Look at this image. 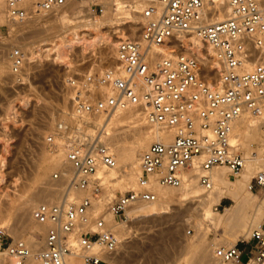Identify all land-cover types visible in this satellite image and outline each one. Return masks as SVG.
I'll return each instance as SVG.
<instances>
[{"label": "built area", "instance_id": "obj_1", "mask_svg": "<svg viewBox=\"0 0 264 264\" xmlns=\"http://www.w3.org/2000/svg\"><path fill=\"white\" fill-rule=\"evenodd\" d=\"M3 1L7 18L20 23L70 0ZM135 1L142 6L140 33L118 40L116 64L63 81L74 118L59 120L45 136L51 150L63 147V167L51 179H62L65 187L59 200L38 203L31 212L33 220L45 227L37 252L40 264H68L71 255L80 256L82 264H118L119 242L104 212L120 216L137 203L154 201L155 185L180 186L190 168L197 169L198 182L205 187L211 184L207 171L212 167L226 166L230 174L239 173L245 158L240 145L229 142L234 122L245 113L255 117L264 113V0ZM91 11L102 15V5L92 3ZM220 12L224 17L219 19ZM186 36L208 44L217 66L201 62L191 52L164 55L151 49L164 42L182 48L181 38ZM10 57L11 72L18 74L23 63L20 49L14 48ZM128 105L138 107L162 135L140 155L136 187L106 196V186L95 172L115 167L117 161L100 130H89L90 119L107 117ZM261 160L251 190L264 191V151ZM100 202L103 207L96 210ZM8 237L0 225V251L14 257L15 264H25L31 249L22 240L8 242ZM244 249L248 262L264 264V221L252 229L250 241L215 246L212 260L243 264Z\"/></svg>", "mask_w": 264, "mask_h": 264}, {"label": "bare ground", "instance_id": "obj_2", "mask_svg": "<svg viewBox=\"0 0 264 264\" xmlns=\"http://www.w3.org/2000/svg\"><path fill=\"white\" fill-rule=\"evenodd\" d=\"M96 1H99L103 8V15L99 18L91 11V5ZM210 1L220 2L222 0ZM59 8L61 10L58 11ZM114 8L117 10L116 13H113ZM141 10L142 6L135 0H70L63 6L46 12H40L41 14L58 12L59 15L55 18V22L46 28L54 29L53 31L50 30L52 35H54L51 38L44 36L37 43H34L36 46L27 48V55L22 54L23 60L27 59L28 61L29 59V61H32L34 58L45 56L44 58L49 57L56 65H67L71 57L70 53H72L71 51L76 46H80L83 51L88 48H93L99 43L104 44L110 52H114L118 40L127 37L125 31L130 36H134L139 32L141 28L140 21L142 20ZM45 17L46 15H41L39 20L45 21ZM222 17H224V14L220 12L218 18L220 19ZM0 20H7V24L15 23L7 18L3 0H0ZM47 36L49 35L47 34ZM181 45L182 48H178L175 44L164 42L163 44L153 45L151 49L154 52L164 55L178 50L191 52L201 62L208 63L213 67L217 66V61L211 47L199 38L194 36L183 37L181 38ZM9 61H11L10 54L8 58L2 56V61L0 62V77L2 75L4 77L5 75H9L8 70H5V65H8ZM22 66L23 63L18 74L12 73L10 66L11 75L13 77H19L22 73ZM99 70L100 67H98L97 71ZM100 71H103V69ZM215 86H219V83L216 82ZM104 90L108 94L112 92L110 88H105ZM139 111L138 107L131 105L123 108L118 107L107 117H94L95 122L90 124L92 129L98 128L100 130L101 140L112 150L117 161L115 167H100L95 172V176L100 178L106 186V196H110L109 188L111 184L120 187L125 186L127 188L136 187L137 178L140 174L138 167L140 155L152 141L161 139V130L156 126L148 124ZM72 115L71 118H74ZM261 117L250 116V114L245 113L233 125L229 139L230 144L233 146L240 145L242 149L247 150V153L244 155V165L240 170V172L243 171L242 175L231 177L229 171L226 170L228 167L215 166L207 171L211 184L209 187H205L198 182L197 169L190 168L185 172L184 182L180 186L168 187L155 185L153 187L156 193V199L154 201L137 203L126 209L124 214L120 216H115L109 211H105L104 218L110 224L118 242L121 243L123 237L128 232H131L128 225L131 216L140 214L137 215L140 218V216L151 217L162 213L165 214L171 208L172 204L192 200L194 202L192 203L196 205L195 211H198V222L205 223L208 219L207 216L212 213V206L218 205L223 198H228L232 202V205L225 208L222 213L215 214L213 222L216 227L225 226L229 229L228 238L216 239L215 242L211 243L201 240L196 244L187 246V251H191L194 255H199L201 262L204 264H214L212 252L215 246L235 244L237 241H235L234 236L237 233H240L243 237L248 238V240L246 239L247 241H250L252 229L264 221V201H257V197L249 188L250 180L253 178L258 166L260 167L259 170L262 168L261 153L264 150V124ZM145 122L147 124L146 126ZM92 129L89 130L92 132ZM55 153L56 155L52 158L43 159V164L40 166V171L34 179V183L41 181L42 176L48 174L52 169H62L64 164V150L63 148H58L55 150ZM3 180V176L0 175V185ZM61 185L56 188L50 185L40 189L37 188L36 193H33L31 199H29L31 204H29L30 206L28 205V208H34L41 202H55L59 200L63 194L65 183L63 187ZM259 189L263 191V189ZM78 194L82 193L79 192ZM6 195L4 194V197ZM20 201L17 195L7 199L5 214L1 215L2 212L0 211V223L10 219L9 216L11 213H16V216L20 213V210V214L24 212H22L23 207L21 208V206L23 205H20ZM24 204L27 205V203ZM95 207L96 210H99V208L103 207V203L100 202ZM28 208L25 209L28 210ZM213 210L217 211L218 209L213 207ZM28 212L26 211L25 213ZM199 212L200 215H198ZM20 216L18 217L19 219ZM32 221H34L33 218ZM16 223L17 225H15ZM15 224L18 227V221ZM32 226L40 230L42 229V232H44L45 227L43 225L34 221ZM17 229L11 228V235L14 237L18 236ZM26 238L32 242L27 243L24 241L31 249V256L27 258L25 264H40L37 259V252L42 245L43 236L40 242H36L32 236H27ZM11 242L14 241L12 240ZM248 260L249 257L245 264H254L253 262H248ZM0 261L4 264H15L16 259L8 255L4 250L0 251ZM67 262L68 264H82V259L78 255H71L68 257Z\"/></svg>", "mask_w": 264, "mask_h": 264}, {"label": "rangeland", "instance_id": "obj_3", "mask_svg": "<svg viewBox=\"0 0 264 264\" xmlns=\"http://www.w3.org/2000/svg\"><path fill=\"white\" fill-rule=\"evenodd\" d=\"M96 2L99 3V1ZM59 10L61 9L59 8ZM116 12L117 10L114 8L113 13ZM41 15H46L45 21L39 20ZM57 15H59L58 12L52 14L36 13L20 23L15 22L13 24H7V20H0V62L2 56L8 58L11 51L16 47L20 49L21 54L24 53L26 56L27 48L36 46L34 43H37L41 38L44 36L53 37L54 34L52 35L50 30L53 31L54 29L46 28L55 22ZM102 15L95 16L99 18ZM125 33L127 37H136L140 33V29L134 36H130L126 31ZM103 45L99 43L95 47L83 51L80 46H76L70 53L71 57L67 65H56L49 57L44 58L45 56L39 57L40 59L35 56L38 59L34 58L32 61L24 59L22 73L19 77L11 75V61L5 65V70H8L9 75L0 77V175L4 178L0 185V211L2 212L1 215L5 214L7 199L16 195L21 200L20 205H23L21 208L23 207L22 212L24 211L20 214V210L21 216L17 214L20 219L17 215L16 218V213H11L10 219L0 223L7 229L8 242L11 239L13 241L18 239L31 243L32 241H29L27 236H32L36 242H40L44 234L42 229L32 226L34 221L31 218V209L33 208H28V205L31 204L29 199L33 193L35 194L38 189L44 186L50 185L53 188L61 184V187L64 186L62 179L59 181L51 179V174L56 171L55 169L43 175L41 181L34 183L40 166L43 164V159L52 158L56 155L55 150H51L46 143L45 136L52 133L54 124L59 120L69 121L71 119L68 96L63 92V81L70 76L80 75L87 71H97L98 67L100 70H104L114 65V52H110ZM139 113L141 112L139 111ZM261 118L264 124V115ZM90 120L91 123L95 122L94 118ZM89 128L92 129V126ZM58 148L63 147L59 146ZM242 152L245 155L247 150L242 149ZM259 168L258 166L253 177ZM242 174L243 171L235 175L230 174V176ZM130 188L111 184L109 191L110 195H113ZM251 191L257 197V201H264L262 190L253 188ZM4 194L8 196L4 197ZM192 202V200H187L172 204L165 214L151 217L140 216V218L137 217L140 214L131 216L128 224L131 232H128L118 245L116 263L204 264L199 255L187 251V246L196 244L201 240L211 243L215 242L216 239L228 238L229 229L225 226L216 227L213 217L230 207L232 202L228 198H223L217 211L213 210V207L216 206L213 205L212 213L207 216L208 219L205 223L198 222V211H195L196 205ZM25 210L29 212L25 213ZM17 221L18 227L15 226ZM199 225L201 226L199 227ZM11 228H18L17 237L11 235ZM234 239L237 242L248 240L240 233L235 234ZM239 247L242 248L243 244H239ZM248 257L244 249L240 261L245 264ZM0 264L4 263L0 261Z\"/></svg>", "mask_w": 264, "mask_h": 264}]
</instances>
